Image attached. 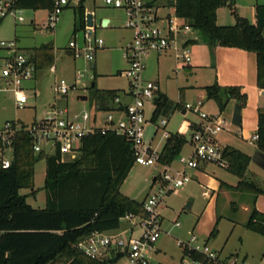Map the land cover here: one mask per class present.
<instances>
[{
    "label": "rangeland",
    "instance_id": "1",
    "mask_svg": "<svg viewBox=\"0 0 264 264\" xmlns=\"http://www.w3.org/2000/svg\"><path fill=\"white\" fill-rule=\"evenodd\" d=\"M231 1L227 0L226 4L217 9L216 22L218 24L232 25L236 21V15L254 20L252 0ZM171 2L173 0L152 1L156 6H168ZM84 5L94 10L96 23L104 17L111 21L109 27H97V35L104 40V45L96 52L94 60L91 62L83 58H74L68 47L70 41L73 39L79 41L82 36V27L75 5L66 8L59 15L58 22L53 29L42 27L46 9H23L21 15L24 21L21 23L11 15L0 20V41L14 40L19 48L24 49L30 55L34 48L43 44L50 43L55 48L53 61L55 70L50 71L48 67L39 69L36 81L28 80L23 83L28 94L27 108L17 109L14 106L12 92L0 90V121L20 119L30 122L34 117L41 116L47 108L52 107H66L69 113H78L90 107L96 90L126 89L128 87V78L118 74L120 70L127 67L123 48L131 41L132 37L130 30L124 25L126 19L124 13L119 9L105 6L98 0H85ZM159 11L161 13L168 12L163 8ZM74 28H77L76 34L73 33ZM192 36L199 39L198 44L206 42L205 38L193 28L185 37ZM204 49L205 47L202 45L190 46L191 64L185 67L181 65V59H176L171 51L165 56H160L157 63L153 55L155 53L151 52L145 57L144 74L149 80L158 78L162 89L169 97L176 99L181 91L185 94L184 103H195L198 100L199 91L190 88V85L206 81L207 71L200 66L204 60ZM5 56L6 51L0 48V70L4 64ZM91 63L95 66L91 67ZM60 79L66 80L69 85L75 83V87L69 91L65 99L60 98L53 89L55 81ZM92 82L94 87H91ZM4 87V82L0 78V88ZM34 88L39 90L36 96L31 94V90ZM78 95H87L88 98L80 100L77 98ZM257 100L258 108H264V96L257 95ZM203 101L202 108L205 112L210 115L220 113L218 105L212 99ZM249 102L251 103L249 104L246 98L247 104L244 106L246 110L242 125H233L231 119L227 117L224 129L232 130L234 134L224 132L221 136L236 138L239 137L240 130L245 135L242 139H247L246 135H249L248 137L255 135V127L247 126V123L256 122L255 97L251 96ZM151 107V104H146L148 117ZM165 118L168 120L166 129L175 132L184 118L194 119L196 117L192 113H187L184 117L176 109ZM155 124L159 125L158 118L144 125L145 138L149 140L152 136L151 146L157 153H160L166 138L161 136L163 130L161 126L153 133ZM190 135V132L185 134L187 140ZM221 136L218 141L223 142ZM190 149L188 143L184 144L181 154L188 156ZM79 154L78 150L74 157L65 155L63 160H74ZM196 165L208 170L215 169L218 177L228 183L235 184L238 180V177L214 163L196 160ZM171 167L180 168L181 166L176 159ZM45 170L46 161L45 158H41L34 165L33 189L35 193L31 194L29 188L21 190V193L27 195L26 201L33 207L42 208L45 205L43 189ZM162 171L161 165L145 166L134 162L120 186V191L137 201H144L163 183ZM189 174L192 179L182 188L167 194L164 197V206L157 208V212L162 216V233L155 243L158 250L150 255L151 262L153 264H183V261H188L186 255L183 254V249L178 246L177 239L187 241L190 233H193L197 234V243H206L209 249L216 251L221 256L237 255L244 257L245 264H264V235L245 226L249 215L245 203L249 201L248 198L251 195H245V191L221 186L217 191L212 192V196L208 197L204 192L205 186L193 177V172L190 171ZM154 177L157 178L155 181H153ZM244 179L254 182L262 190L259 195L264 198V171L249 163ZM120 221L124 227L129 224V221ZM176 222L180 226H175ZM213 229H215V233L209 237L210 231ZM115 264H125V259L121 258Z\"/></svg>",
    "mask_w": 264,
    "mask_h": 264
},
{
    "label": "built area",
    "instance_id": "2",
    "mask_svg": "<svg viewBox=\"0 0 264 264\" xmlns=\"http://www.w3.org/2000/svg\"><path fill=\"white\" fill-rule=\"evenodd\" d=\"M98 1L105 6L121 10L126 17L124 25L132 34L131 41L123 48L127 67L119 71V75L128 78V87L119 89L112 98L92 100L88 109L78 113L71 114L66 107H52L30 122L19 119L0 121V165L2 168L11 165L14 145L19 134H25L31 140L34 154L58 153L62 160L65 155L74 157L85 137L106 133L124 137L130 144L135 163L163 167V183L156 192L144 199L145 216L126 213L121 218L137 224L140 228L138 234L125 237L121 233L94 231L78 240L76 247L91 259L102 260L119 256V260L125 259V264H153L150 255L155 251V243L162 233L161 217L157 208L164 206V197L171 191L182 188L190 180L189 171L196 167V160L226 168L223 147L217 142V135L224 129L226 118L222 111L217 115L205 112L201 101L184 103L185 112L192 113L197 118L190 136V154L177 156L180 168L159 163V153L145 138L144 131V125L151 121L153 111L156 109L159 93L158 84L144 76L145 57L151 52L163 54L173 51L177 59L180 58L182 62L189 64L191 55L188 38L185 35L192 28L176 15L173 4L156 6L152 3L153 0ZM80 4L81 0H52L51 8L46 10L42 27L53 29L59 15L66 8L73 5L77 8ZM161 8L168 12L161 13L159 11ZM22 10L16 6V0H0V20L11 15L18 22H23ZM88 13L91 14L92 25L87 24ZM94 16V10L84 5L81 39L79 41L73 39L68 46L74 58H83L91 62L96 52L103 48L104 40L97 35V27H109L111 21L105 19L106 23L103 24V18H100L96 23ZM0 48L6 51L4 64L0 70V78L5 87L0 90L11 91L14 106L17 109H25L28 107V94L23 83L32 80L37 69L31 55L19 48L14 40L0 41ZM50 70H54L53 65L50 66ZM74 87L75 83L69 85L66 80L60 79L55 81L53 89L60 98L65 99ZM31 94L36 96L38 91L34 88ZM147 103L152 105L149 117L146 115ZM157 118L159 125L155 124L154 133L161 126L163 129L161 134L167 138L170 135L166 129L167 119L163 115ZM250 138L256 141L258 135L255 133ZM174 225L180 224L176 222ZM177 243L182 249L187 250L185 255L188 261H183V264H245L243 257L221 256L209 249L206 243H197V237L193 233L187 241L177 239ZM191 251L203 255L204 258H193Z\"/></svg>",
    "mask_w": 264,
    "mask_h": 264
},
{
    "label": "trees",
    "instance_id": "3",
    "mask_svg": "<svg viewBox=\"0 0 264 264\" xmlns=\"http://www.w3.org/2000/svg\"><path fill=\"white\" fill-rule=\"evenodd\" d=\"M231 1V0H230ZM84 0L76 8L80 26L84 24ZM227 0H173L175 13L202 35L210 47H237L255 53L256 84L264 90V3L255 4V21L236 15L232 25L216 22V11ZM232 2V1H231ZM232 4V3H230ZM22 9H49L52 0H16ZM77 28L73 29V33ZM194 43L193 40H188ZM31 60L37 70L50 67L54 61L52 44L33 49ZM119 89L96 90L93 100L112 98ZM208 99L218 105L220 112L230 101L245 106L246 94L236 86H220L216 82L204 87ZM177 107L165 94L158 93V102L151 120L167 115ZM256 147L264 153V108H258ZM194 127V123L191 124ZM186 139L171 133L165 140L158 161L172 163L180 154ZM74 160L64 161L58 153L34 154L31 140L19 134L13 149L11 165H0V264H114L119 256L91 259L76 247L81 238L94 231L117 229L126 213L145 216L143 201H137L120 191L129 173L134 156L129 142L113 133L85 137ZM226 170L238 177L233 189L258 194L254 182L244 179L250 156L231 146L223 147ZM45 158L43 189L45 205L34 208L22 189H33L34 165ZM157 178L154 177L153 181ZM245 226L264 235V213L252 208ZM213 229L209 237L213 236ZM208 237V238H209ZM187 250L183 249V254ZM195 259L203 255L190 252Z\"/></svg>",
    "mask_w": 264,
    "mask_h": 264
},
{
    "label": "crops",
    "instance_id": "4",
    "mask_svg": "<svg viewBox=\"0 0 264 264\" xmlns=\"http://www.w3.org/2000/svg\"><path fill=\"white\" fill-rule=\"evenodd\" d=\"M233 2H235V1L233 0ZM251 2H252L251 4H252V7H253V10H254V20H249V19L248 20L250 22H254L255 21V4L264 3V1L263 0H252ZM105 19H109V18L104 17L102 19V22H104ZM31 22H33V20H31ZM188 40H193L195 42L194 43H189ZM198 41H199V39L198 38H194V36L188 37V39H187L189 48H190V46H197V45H202L203 47H205V49L203 50L204 60L202 61V65H200V66H202L207 71L206 72V75H207L206 81L204 83L197 84L195 82V79H194L193 81L195 82L194 83L195 85H190V88L196 89L197 91H199V94H197V97H198L197 101H201L202 105H203L204 104V101H203L204 99L205 100H210V99L207 98V95L205 93L204 87L207 86V85H211L214 82H216L220 86H236V87H238L240 89V92L246 94L247 102L249 104L251 103V102H249L251 96L255 97V100H256L255 105H256V109H257L256 110V122L247 123V126L249 125V126L255 127V132H256V129H257V117H258L257 116L258 115V106H259L258 105L259 103H258V100H257V95H260V96L263 97L264 96V90L258 88L257 84H256V56H255V53L251 52V51H248V50H245V49L237 48V47H221V46L210 47L206 42L203 43V44H198L199 43ZM53 49L55 51L54 46H53ZM168 52H170V51H168ZM168 52H165L163 54H153L155 59H156V63L158 62V59H159L160 56H165V55L168 54ZM171 52H173V51H171ZM190 64H191V62L189 64H186L184 62L181 63V65L184 66V67L188 66ZM53 66H54V70H55V65L53 64ZM94 66L95 65L91 63V67H94ZM193 66H195V63H193ZM49 69H50V67H49ZM54 70H50V71H54ZM118 74H119V72H118ZM144 76H145L146 79H148L145 74H144ZM36 79H37V72L35 73V76H34V78L32 80L36 81ZM153 81H155L158 84L160 93L165 94L167 96V98L173 104H177V107L171 109L167 115H169L170 113H172L174 110L177 109V110L180 111L182 116L186 117L187 113L183 109L185 94L181 93V91H180L179 94H178V97L176 99H173V98L169 97L168 94L162 89L158 78L157 79H153ZM35 89L39 93V90L37 88H35ZM78 96H77V98H78ZM230 104L233 107L235 102L234 101H230L227 104V106L225 107V109L221 113L224 115L225 118L229 117L231 119V113H232L231 111L232 110L228 111V107L230 106ZM246 104L247 103H245V105ZM226 109H227V111H226ZM245 110L246 109H245L244 106L240 108L241 124L239 126L242 125L243 115L245 114ZM167 115H164V116H167ZM150 116H151V113H150ZM196 120H197V118H194V119H192V118H184L182 120V122L180 123V125L177 127V130L175 132H172V131H169V130H168V132L170 134L171 133L182 134L185 137V139H186V143H188L190 145V138L187 140L185 134L187 132H190V134H191L192 128H193L191 126V124L194 123ZM151 121H153V120H151ZM167 124H168V120H167ZM224 132L234 134V132L232 130H225V129H223L221 132H219L218 135H217V142H218L219 145L221 143V145H220L221 147L231 146V147H233L235 149H238V150L244 152L245 154L250 156L249 163H252L253 165H255L258 168H260L262 171H264L253 160V156L256 154L258 149L256 147V141L252 140L250 138L251 136L248 137L249 135H246L247 139L246 138L242 139L245 135H244V133L241 130L238 132L239 133L238 134L239 137H236V138L221 136V134L224 133ZM219 136H221L220 138L222 139L223 142H221L220 140L218 141ZM152 139H153V137L151 136V138H149L150 143L152 142ZM190 147H191V145H190ZM190 151H191V149H190ZM182 152H183V148H182L180 154ZM259 159H260V156L255 155V160H259ZM173 162L170 163L171 166L173 165ZM221 168L226 170L224 167H221ZM194 169H198V170H194ZM190 171L193 172V177L195 179H197V181L200 184L205 186L207 191H205L206 190L205 189L204 192H205L206 196H208V197L212 196V192L217 191L221 186H227L229 188H232L230 186H234L237 183L236 182L235 184H231V183H228V182L220 179L218 177L217 172L215 171V169H209L208 170V169H206L204 167L200 168V167H198L196 165V167L191 169ZM191 179H192V177L190 176V180ZM245 195H251L248 198L249 201H247L245 203V208H247L248 213H250V210L252 208V203H254V206H255L256 209H258L259 211L264 213V198L261 197V195H259V193L258 194H254V193H251V192H246ZM245 195H244V197H245ZM232 203L234 204V202H232ZM34 208H40V207H34ZM160 217H161V221H162V216H160ZM121 220H124V219H121ZM124 221L128 222L129 220H124ZM128 223L129 224H127L124 227L121 224V221H120L119 227L117 229L108 230V231H106V233H108V234L121 233L123 236L126 237L127 235L138 234L140 232V228H139V226L137 224H133V222H131V221H129ZM195 235L197 237V234H195ZM157 250H158V248L155 247V251L154 252H156Z\"/></svg>",
    "mask_w": 264,
    "mask_h": 264
},
{
    "label": "water",
    "instance_id": "5",
    "mask_svg": "<svg viewBox=\"0 0 264 264\" xmlns=\"http://www.w3.org/2000/svg\"><path fill=\"white\" fill-rule=\"evenodd\" d=\"M86 21L88 25H92V17L91 14L88 13L86 16ZM106 23V20L103 22V24ZM94 86V83H91V87ZM78 99L80 100H86L87 96L86 95H79ZM157 101V100H156ZM232 110L231 112V122L232 124L239 126L241 124V114H240V106L239 104L235 103L233 107L230 106L228 107V111ZM227 111V109H226ZM230 116V115H229ZM255 155L260 156L259 160H255ZM253 156V160L264 170V153L261 152L260 150H257L256 154ZM189 207V204L187 205V208Z\"/></svg>",
    "mask_w": 264,
    "mask_h": 264
}]
</instances>
